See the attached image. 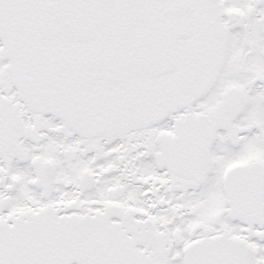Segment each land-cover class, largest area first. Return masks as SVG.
<instances>
[{
	"label": "snow or ice",
	"instance_id": "obj_1",
	"mask_svg": "<svg viewBox=\"0 0 264 264\" xmlns=\"http://www.w3.org/2000/svg\"><path fill=\"white\" fill-rule=\"evenodd\" d=\"M0 264H264V0H0Z\"/></svg>",
	"mask_w": 264,
	"mask_h": 264
}]
</instances>
